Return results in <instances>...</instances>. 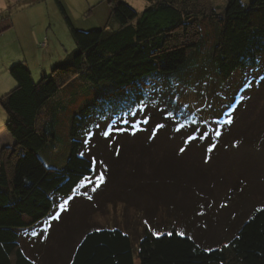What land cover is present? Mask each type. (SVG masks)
Here are the masks:
<instances>
[{
	"label": "trees",
	"instance_id": "trees-1",
	"mask_svg": "<svg viewBox=\"0 0 264 264\" xmlns=\"http://www.w3.org/2000/svg\"><path fill=\"white\" fill-rule=\"evenodd\" d=\"M101 1L111 6L105 26L78 23L77 28L61 0H55L74 48L49 74L36 81L22 60L8 68L15 86L0 95L4 128L12 139L0 147V264H36L19 231L45 228L52 209L93 175L84 137L97 124L148 100L160 79L171 94L176 84L185 96L208 97V75L194 71L198 57L211 64L220 84L238 70L257 67L264 57V0H223L221 13L220 0H146L141 13L127 0ZM173 99L167 105L183 110ZM172 116L181 125L193 121L180 111ZM59 126L64 135L58 134ZM106 138L117 141L111 133ZM166 154L157 151L161 159ZM185 154L171 151L167 167L176 172ZM121 155L130 156L128 150ZM152 225L144 222L137 238L119 227L80 230L66 264H264V204L210 247L182 227Z\"/></svg>",
	"mask_w": 264,
	"mask_h": 264
},
{
	"label": "rangeland",
	"instance_id": "rangeland-1",
	"mask_svg": "<svg viewBox=\"0 0 264 264\" xmlns=\"http://www.w3.org/2000/svg\"><path fill=\"white\" fill-rule=\"evenodd\" d=\"M135 1L140 5L132 3ZM83 3L72 2L78 16V20L73 19L76 27H81L78 23L88 9ZM127 3L139 13L149 4L146 0ZM217 4L221 13L223 0ZM60 30L51 34L52 45L49 36H42L44 46L38 45L37 51L25 52L14 60L10 56L15 47L0 45V95L15 86L8 73L11 64L27 58L25 63L37 81L64 59L74 45L70 35ZM197 61L195 74L208 75V97L185 96L176 84L172 87L175 94H171L165 88L167 81L160 79L153 83L158 90L149 92L148 100L126 114L110 115L106 123L86 133L84 142L91 149L87 153L93 161V175L77 193L92 198L72 194L52 209L45 228L39 225L19 231L20 243L35 257L36 264H66L78 232L92 226L119 227L134 238L140 236L147 221L153 229L182 227L210 247L221 244L241 219L264 204V57L257 67L236 71L224 84L218 82L206 59L198 57ZM173 98L185 109L168 107ZM179 111L193 121L176 123L172 114ZM5 118L0 105V147L10 137L7 131L8 136L3 133ZM62 127H57L59 135H64ZM110 133L117 141L106 138ZM164 149L165 160L157 156V151ZM123 150H128L130 158L119 156ZM171 151L187 153L176 164L179 167L175 165L176 172L167 167ZM189 165L191 172L187 171ZM59 236L64 239L56 241Z\"/></svg>",
	"mask_w": 264,
	"mask_h": 264
},
{
	"label": "crops",
	"instance_id": "crops-1",
	"mask_svg": "<svg viewBox=\"0 0 264 264\" xmlns=\"http://www.w3.org/2000/svg\"><path fill=\"white\" fill-rule=\"evenodd\" d=\"M82 1L89 9L84 11L87 13L86 15L83 13L85 19H81L79 23L87 28L105 26V22L110 17L111 6L101 0ZM61 2L72 19L78 20V16L72 10L73 0H61ZM60 29L69 34L55 0H0V45L11 49L15 47L14 54L10 56L11 60L25 52L37 51L38 45L42 46L44 41L42 36H49L52 45L54 39H50V36L58 33ZM25 59L27 58L22 61L25 62ZM3 133L8 136L5 129ZM8 139L6 145L12 142L10 137Z\"/></svg>",
	"mask_w": 264,
	"mask_h": 264
},
{
	"label": "snow or ice",
	"instance_id": "snow-or-ice-1",
	"mask_svg": "<svg viewBox=\"0 0 264 264\" xmlns=\"http://www.w3.org/2000/svg\"><path fill=\"white\" fill-rule=\"evenodd\" d=\"M181 151H183V149H181ZM100 179L102 180L103 179V177H100ZM154 235H156V233H153Z\"/></svg>",
	"mask_w": 264,
	"mask_h": 264
}]
</instances>
